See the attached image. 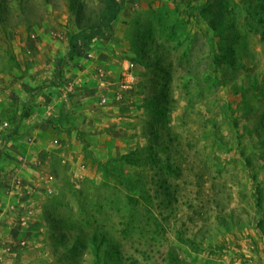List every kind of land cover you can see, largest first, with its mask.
Instances as JSON below:
<instances>
[{
  "label": "rangeland",
  "instance_id": "374dc122",
  "mask_svg": "<svg viewBox=\"0 0 264 264\" xmlns=\"http://www.w3.org/2000/svg\"><path fill=\"white\" fill-rule=\"evenodd\" d=\"M6 168L0 264H264V0H0Z\"/></svg>",
  "mask_w": 264,
  "mask_h": 264
},
{
  "label": "built area",
  "instance_id": "2783aa9c",
  "mask_svg": "<svg viewBox=\"0 0 264 264\" xmlns=\"http://www.w3.org/2000/svg\"><path fill=\"white\" fill-rule=\"evenodd\" d=\"M133 65H130L128 68H127V73L125 74V83L123 84L124 87H130L135 79V76L132 72V67ZM7 124V123H5Z\"/></svg>",
  "mask_w": 264,
  "mask_h": 264
},
{
  "label": "crops",
  "instance_id": "0c3cea01",
  "mask_svg": "<svg viewBox=\"0 0 264 264\" xmlns=\"http://www.w3.org/2000/svg\"><path fill=\"white\" fill-rule=\"evenodd\" d=\"M8 172H9V168H6L4 171H1L0 173L4 174L3 176H5V175H7V176L12 175V173L9 174ZM3 176H2V178H3ZM2 196H6V195L5 194L3 195L2 193H0V197H2Z\"/></svg>",
  "mask_w": 264,
  "mask_h": 264
},
{
  "label": "trees",
  "instance_id": "16d2710c",
  "mask_svg": "<svg viewBox=\"0 0 264 264\" xmlns=\"http://www.w3.org/2000/svg\"><path fill=\"white\" fill-rule=\"evenodd\" d=\"M26 113V112H25Z\"/></svg>",
  "mask_w": 264,
  "mask_h": 264
}]
</instances>
